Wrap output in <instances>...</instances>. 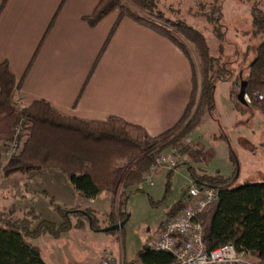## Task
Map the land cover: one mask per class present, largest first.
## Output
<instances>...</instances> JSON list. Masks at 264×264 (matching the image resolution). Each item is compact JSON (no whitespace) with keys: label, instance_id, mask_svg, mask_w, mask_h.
<instances>
[{"label":"trees","instance_id":"obj_1","mask_svg":"<svg viewBox=\"0 0 264 264\" xmlns=\"http://www.w3.org/2000/svg\"><path fill=\"white\" fill-rule=\"evenodd\" d=\"M128 1L163 23L133 14L122 4V0H100L93 13L85 17L84 21L95 28L120 10L119 21L110 38L119 22L130 18L168 39L187 56L192 66V93L181 119L168 131L151 137L142 127L117 118H110L106 122L86 121L64 115L49 102L41 100L22 108L15 122L18 125L26 121L22 126L28 132L24 150L18 158V173L26 175L44 170L58 172L67 178L80 199L93 200L102 194H109L118 196L119 205L128 199L126 194L130 188L145 181L158 154L171 147L177 149L180 156L192 152L191 143L185 144L184 141L199 128L205 115L215 113L217 85L233 79L232 63L222 60L227 31L222 24L221 8L214 11L217 18L209 15L206 17L207 22L213 26V35L218 42L219 56L216 57L211 54L207 40L200 31L185 22L165 20L162 13L157 11L155 0ZM251 21V37L261 38L263 42L258 47L257 56L246 79V95L250 103L240 104L237 100L239 92L234 88L229 97L238 110L242 107H254L264 115V10L254 6L251 9ZM177 35L195 49L199 59L200 89L197 70L185 47L176 38ZM109 40L100 52L95 66ZM242 82L243 79L239 76L233 81V86L239 85L240 91ZM21 85L22 82L17 83L11 73L8 62L0 63V118L15 106ZM260 96H263V100H259ZM1 155L0 150V166L3 163ZM189 173L196 184L220 190L218 201L209 205L199 218L206 250L210 252L220 246L232 244L250 260L264 264V182L234 188L232 185L237 169L229 178L220 174H200L192 167L189 168ZM169 191L170 183L166 196ZM42 196L48 200L52 211L61 218V225L44 220L35 209L9 214L0 211V264H46L33 244L38 238H59L70 230H83L86 223L93 231L99 232L103 230V223L109 228L124 220H115L114 207L107 216L108 219L102 220L100 214L92 208L65 209L49 194L42 193ZM187 207L186 199L179 201L171 208L169 219L175 218ZM146 248L138 252L135 260L124 264L174 262L173 255Z\"/></svg>","mask_w":264,"mask_h":264},{"label":"crops","instance_id":"obj_2","mask_svg":"<svg viewBox=\"0 0 264 264\" xmlns=\"http://www.w3.org/2000/svg\"><path fill=\"white\" fill-rule=\"evenodd\" d=\"M99 1L0 0V63L8 62L17 83L22 82L18 93L22 108L45 100L67 116L96 122L117 118L142 127L151 137L159 136L181 119L189 104L191 63L169 40L130 18L122 19L110 38L118 11L90 27L84 18ZM233 88L232 84L228 97ZM231 105V113L240 111ZM14 126L10 114L0 118V149L12 142ZM191 142L195 143L193 138ZM17 168V163L8 161L0 175L1 212L35 209L59 224L42 193L63 208L94 209L99 203L101 196L79 199L67 178L57 172L22 176ZM168 219L140 251L159 237ZM131 261L124 254L119 259Z\"/></svg>","mask_w":264,"mask_h":264},{"label":"rangeland","instance_id":"obj_3","mask_svg":"<svg viewBox=\"0 0 264 264\" xmlns=\"http://www.w3.org/2000/svg\"><path fill=\"white\" fill-rule=\"evenodd\" d=\"M155 3L157 11L162 13L165 20L185 22L200 31L207 40L211 54L216 57L219 56L218 42L213 35V26L207 22L206 17L209 15L217 18V13L214 11L221 8L222 24L227 31L222 60L232 63L233 79L228 82H220L217 85L215 113L205 115L199 128L186 138L185 144L187 139L191 141L193 138L195 142L190 144L191 155L187 153L180 156L179 165L176 170L171 171L172 174L169 170L156 172L152 186L144 181L142 184L130 188L126 194L128 199L120 205L117 197L109 194L101 195L99 203L94 208L100 214V219H108L107 216L114 207L116 221L128 220L123 229L109 233L98 232L93 231L86 223L83 230H70L59 238L40 237L33 241V244L39 250L46 264H98L105 251L113 254L118 260L122 258L123 254L127 261L135 260L144 245L143 243L149 237L156 236L162 223L168 218L171 208L179 201L186 199L192 180L189 173L190 167L198 170L200 174L210 176L220 174L225 178L231 177L237 169L232 185L234 188L258 183L256 181H264L263 178L255 180V177L264 176V115L254 107H242V111L231 113L232 105L228 97L234 80L240 76L243 81H246L250 66L257 56L258 47L263 42L261 38L253 39L250 34L252 31L251 9L258 6L264 10V0H155ZM122 4L128 7L133 14L143 19H150L159 24L163 23L141 11L128 0H122ZM176 38L185 47V51L197 70L200 89L199 59L195 49L181 36L177 35ZM238 86L234 87L237 93L239 92ZM21 110L22 104L18 95L15 106L11 107L7 113L17 122ZM25 122L18 125L15 123L12 130V142L0 149L3 161L0 166V175L8 161L17 163L19 167L18 158L24 150L28 137V132L22 126ZM17 127L20 128L18 135L15 133ZM240 129H244V132H239ZM15 141L20 144L19 152L13 158H5L4 150ZM172 149L174 148H168L158 154L155 160L161 155H166ZM9 170H12L10 166ZM37 172L40 171L26 175L17 173L29 176ZM43 172H47V170ZM168 183H170V191L166 196ZM45 200L48 202L47 199ZM75 208L83 210L89 207ZM4 213L9 214L8 212ZM41 215L44 220L56 223L45 212ZM57 220H59L57 225H61V218L58 217ZM106 226V223L101 224L103 229H106ZM120 264L124 263L120 262Z\"/></svg>","mask_w":264,"mask_h":264},{"label":"built area","instance_id":"obj_4","mask_svg":"<svg viewBox=\"0 0 264 264\" xmlns=\"http://www.w3.org/2000/svg\"><path fill=\"white\" fill-rule=\"evenodd\" d=\"M248 103L250 100L246 97ZM263 100V96L259 97ZM20 128H16V135ZM187 143H191L187 139ZM16 141L4 150L5 158H13L19 152ZM180 159L177 149H172L166 155H161L155 160L154 166L145 176V181L153 185V177L159 170L173 171L177 169ZM220 190L211 186H200L195 182L186 194L188 207L175 218L168 219L162 226L157 239L150 240L147 248L152 251L169 253L174 256L171 264H257L249 260L245 253H239L232 244H226L208 252L203 242V229L199 218L205 209L218 201ZM99 264H120L119 260L109 252H104Z\"/></svg>","mask_w":264,"mask_h":264},{"label":"water","instance_id":"obj_5","mask_svg":"<svg viewBox=\"0 0 264 264\" xmlns=\"http://www.w3.org/2000/svg\"><path fill=\"white\" fill-rule=\"evenodd\" d=\"M246 87H247V82L246 81H243L241 83V88H240V91L238 93V96H237V100L240 104L242 105H246L248 104L247 100H246ZM127 219L121 223H118L114 226H111L109 228H106V229H103L101 230V232H105V233H109V232H112V231H115V230H119V229H123L125 224L127 223ZM147 250H149V248H146Z\"/></svg>","mask_w":264,"mask_h":264}]
</instances>
